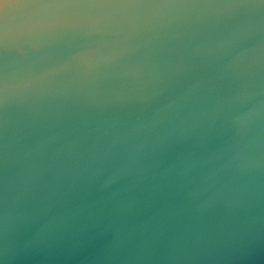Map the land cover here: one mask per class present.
I'll return each instance as SVG.
<instances>
[{
	"label": "water",
	"instance_id": "1",
	"mask_svg": "<svg viewBox=\"0 0 264 264\" xmlns=\"http://www.w3.org/2000/svg\"><path fill=\"white\" fill-rule=\"evenodd\" d=\"M42 2L0 43V264H264V0Z\"/></svg>",
	"mask_w": 264,
	"mask_h": 264
},
{
	"label": "clouds",
	"instance_id": "2",
	"mask_svg": "<svg viewBox=\"0 0 264 264\" xmlns=\"http://www.w3.org/2000/svg\"><path fill=\"white\" fill-rule=\"evenodd\" d=\"M31 7L32 11L15 25L11 33L5 29L0 34V43L7 46L17 38H24L34 46H42L48 42L54 29L63 26L65 17L58 10L67 7L66 5L34 0Z\"/></svg>",
	"mask_w": 264,
	"mask_h": 264
}]
</instances>
